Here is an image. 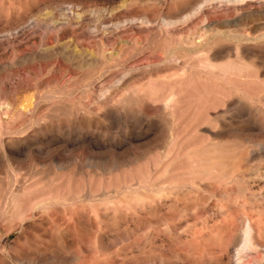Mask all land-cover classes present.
Here are the masks:
<instances>
[{
    "label": "rangeland",
    "instance_id": "374dc122",
    "mask_svg": "<svg viewBox=\"0 0 264 264\" xmlns=\"http://www.w3.org/2000/svg\"><path fill=\"white\" fill-rule=\"evenodd\" d=\"M61 1H64V3H62V10L60 11V14L54 13L52 8L46 6H40L41 8H32V1L26 2V4L22 3L23 5L18 6L17 12L19 18L22 17L23 14H25V17L22 18V23H19L14 28L15 31H5V29L3 28L4 24L0 23V55L6 54L0 59V210L6 207V214L4 215L5 220L3 221V219L0 218V226L3 225L2 227L4 228L3 229L0 227V234L7 233L8 231L6 232V230H10L11 232L13 227H17V224L19 225L18 231L13 232L9 235L7 245L0 249V264H132L131 262L133 260H137V258L140 259L142 257L148 258H146V261L140 264H182L186 260L190 262H196V258H189L187 254H183L180 248L184 243L182 242V244H180V242L184 238L186 239L185 233L182 229L192 223V214L194 216L201 213V215L204 216L206 214V216L209 215L208 219L209 221H211L210 223L212 224L213 222V230L216 229L214 231H218L216 232V234L218 233V237L214 238L216 242L213 238H211L206 240L205 244L202 243V245L204 244L206 247L208 246L206 248L203 245L206 249H208L207 252H209L210 247V250L214 251L209 252L210 254H214V262H217L215 256H221V252H224L223 249L225 248V246H227L226 249L229 247V242L231 243L230 246H238L236 248L233 247V251L239 249L241 245L245 243V228L244 224L241 223L244 218L243 215L246 214L247 216L249 215L250 218H255H251L253 220H256L257 218L261 220L262 217L264 218V214L262 212V210H264L262 209L264 208V178H262L264 176V132H262L264 131V71L261 72L260 78L258 80L256 78H253V76L255 75L253 69L243 70L242 72H237L231 75L230 79H232L230 82L232 83V80H235L236 82H234L233 85H239V89L241 88V91H234L231 89L233 87H229V85L220 87L218 85L219 80L215 78V82L218 83L216 86L217 88H215L216 90H213V92L217 95H215V97L214 94H212L216 98L215 99L213 97L215 101H218V97H220V95H223L224 93L230 94V100L232 97V99L234 98L233 101L236 99L244 100V98L246 97L243 101L244 104L241 100V106L238 107L241 109H235L234 107H231V109L234 108L236 112H233L235 113H239L241 110H250V112L248 113L250 116V113L252 112L251 116L240 120L248 121V119H250V121L254 120L251 122L256 121L255 123L260 124L261 127V130L256 132L248 131L246 133H243L242 135H237V132H231L228 135L219 137L218 135H215L217 134L215 133V131H217L216 128H219L218 124H212V126L214 127L213 130L215 129L213 134L212 132H203L208 125L205 126L203 123H201L203 126L200 128L198 127L200 126L199 122H197L198 125L193 122L195 118L203 120L202 117H204L205 115V118L207 117L206 111H201L202 109L199 110L198 105L196 107L197 103H195L197 100L198 103L200 102V100L205 101V98L207 96L203 85L205 84V80L202 81L201 84L194 89L189 88L187 91L185 90L181 94L182 98H185L191 102L194 101V105H187L189 103L187 101V104L178 106L176 108H172L170 106L163 107L161 104H145L143 106L136 107L128 106L127 109L131 112L130 116H127L126 119L114 118L106 120L102 117H99L98 123H88V125L86 124V126H84L85 119H83L82 116L89 118L93 117L92 114L89 115L90 113H83L84 111L89 110L87 108H89L90 106L95 107L96 113L101 115L105 111L103 108H99L93 103V98L97 97L98 95V92L96 90H99L97 89L99 85L101 87L105 85L104 89L106 90L107 88H111V90H109L112 93L109 94L113 95L115 93V91H113V88H116V84L112 82L113 80H109L111 77L110 74H113L112 70L114 66L118 65L127 69L126 66H128L129 63L135 62V64L139 65L141 61L139 70H147L149 66L146 65L147 63L145 64L144 62H142L144 58L151 57L153 56V54H156L158 52L161 53V51L163 50V47L161 46H165V43H172L171 41H174L175 44L173 42V46H171L172 48H170V50H168V52L164 54V58L177 56L180 60L186 61L192 55L196 57L197 55L204 56L207 55L205 53V50L210 47L214 40V33L212 31H209L203 38L202 43L199 46L197 45L199 36H197L198 38L195 37V39L189 42L186 41L188 33L187 31L189 29V27L187 29L186 26L183 27L185 30L179 27L178 32L171 33V40L169 39V41H167L164 38L165 33L161 28L164 20L163 17H165L168 12L171 13L172 11H174L179 6V4L190 0ZM0 2H3L4 4H2L3 6L6 5L5 7L16 6L15 4H13V2L15 3V0H0ZM175 3L178 6H176ZM23 9H25L26 11H24ZM136 9H141L151 16L154 15L155 17H153L155 18V22L151 24V26H147V24L142 25L139 20L136 22L128 21L126 22L127 26H124V31L126 32H123V34L121 35V37L125 36V38L128 39V44L120 43V37H118L117 40L112 39V35L110 33H112L116 29L115 24L120 20V18L125 16L126 13ZM185 15L186 14H184V16ZM244 18H242L241 22H238V25H242L244 28L246 27L245 29L247 31H250V29H252L254 31L257 30L256 33L258 34L261 33L260 29H262L264 26V24H262L264 23L263 15L256 13L249 17L245 16ZM121 25L123 26L124 24ZM95 27L99 30H97ZM201 27L202 24L200 23L198 25L199 32L200 30H202ZM67 28H69L71 31H69V29ZM61 29L74 33H70V35L62 37L61 35L59 36L60 32H63ZM57 33L59 34L57 35ZM222 33L223 39L225 40L222 42L224 47H228L229 44L230 46L233 45L234 47V39L231 37L229 38L228 31L223 30ZM14 34H16L17 36V38L15 37L16 40H12L11 38V35ZM107 34L109 35L108 37ZM53 35L56 36L54 37ZM52 36L54 38L51 41ZM138 36L141 37L139 38ZM145 36L149 37L145 38ZM142 38L144 40H142ZM62 39L65 40L62 41ZM75 39L77 40V43ZM145 39L147 40L145 41ZM53 41L56 42L54 43ZM129 41H131V43ZM226 41L229 43H227ZM132 42L134 43V45H132ZM135 43L138 47L137 49H134V47H136ZM12 45L22 46L21 50L25 51H42V54L47 47L45 51L46 55L45 53L43 55L41 53H38L36 57H30L29 59H20L22 61L21 62L18 59V56L22 55V53H19L20 49L11 51L10 48L12 47ZM123 45L125 47H123ZM117 46H119V48H123L122 53L125 56H127L126 54H128V62H123L120 57L111 56L112 51H114L115 49H119ZM48 48L50 52H48ZM52 49L53 51L51 53ZM39 54L41 55V57H39ZM231 57H235L234 53H231ZM10 59H16V61L19 60L18 64H14V66L12 67H10V65L3 66L4 63L2 64V62H8V60L9 62H11ZM225 60H227V58ZM225 60L220 61L225 62ZM102 62H104L105 64L108 63V67L105 66L104 68V70L106 71L103 75V78L95 80L94 74L97 73ZM140 67L143 70H141ZM60 75L63 77H61ZM14 76H17V78H19L17 79ZM71 77L72 79H70ZM73 78H80V83H78L77 86L72 89H66L65 86L68 83L66 79H70V81H73ZM16 79L19 83L18 85L16 84ZM53 79L55 80V82L56 80L60 82L55 84ZM202 79L203 76L201 77V80ZM226 79L229 80V77L227 76ZM105 81L106 83H104ZM45 82L46 84H49L46 86ZM241 82H243V85H246L240 87V85H242ZM8 83H12L11 86H13V88H9L7 85ZM32 83L41 88V90L39 91L40 94L42 91L43 95L50 94V97L52 98H43L40 104L35 108H33V106L26 108L25 106L28 104V102L24 101L25 105H23L24 102H22L23 108L20 107L19 109H21V111L23 109V113L27 111L26 117H15L12 116L13 114L6 115V110H8L7 98L14 99L17 96V93H19V91L21 90V85H34ZM235 83H237L238 85ZM13 84L16 86V88ZM49 85L50 87H48ZM42 86L46 88L43 89ZM129 86V84H125L119 87V96L128 95V93L130 92ZM242 88L245 93L242 92ZM9 89L12 91V93H15L11 94V91ZM14 89L17 91H15ZM229 90L233 91L231 92L233 95L229 92ZM234 92L236 95L234 94ZM238 95H243L244 98L242 96L239 97ZM223 103V101H218V106L215 107V109H210V119L212 113L213 115H215V111L219 113L221 111H224L225 109L226 111L228 110L227 108L229 104L227 103V105H225V102L224 106ZM19 105L21 106V103ZM27 106L30 105L28 104ZM78 108L79 110L83 111L80 112L79 118L76 117L73 113L78 110ZM244 108L247 110H245ZM198 111H200V113ZM235 113L229 112V121H232L230 120L231 117V119H233L232 122H234L235 120H239L238 118H233V116H236ZM150 119L160 127L158 133H156H160L158 135L159 137L157 136L156 139L153 138L151 140L138 137V133L142 131L141 127H143V125H145L147 121H150ZM195 125L198 127V129L194 128ZM204 126L205 128H203ZM212 126L209 125L208 127L212 128ZM44 128L46 129V131ZM86 134L87 136L85 137L84 135ZM176 134H178L177 138ZM36 136L39 139L54 138V143L51 146L52 149L49 148L51 149V151L47 149L45 143H39L36 147H32V149L28 152L19 154L17 153V155L7 153L5 148L7 142L11 145H17L31 138H36ZM92 137L94 139H92ZM87 141L89 143H87ZM97 141H99L98 143L106 142L105 144L109 145L104 148H97L95 145V142ZM44 142L46 141L44 140ZM114 143L117 144L116 146H118V144L121 145L116 147L113 145ZM259 145H261L262 148ZM39 149H44L46 151ZM112 152L121 154L123 156L122 160H119L117 162H92L91 160L87 159L91 154ZM25 155H27V157ZM221 156H223V159L220 158L222 161L219 160V157ZM200 159L211 160H209L207 163H203L201 166H198L201 162ZM199 160L200 162L198 164ZM216 160L223 164L221 170L222 172L227 173V177L225 179L220 180V178L216 177L217 174L214 170L210 171L209 174L208 172L204 174L207 175L208 179H206L203 174H195L196 170L198 171V169L206 171L205 167L209 168L210 166H214L215 164H217ZM55 161L58 164H56ZM115 164H117V166ZM203 168L205 170H203ZM235 169L236 171H234ZM202 171L199 170L197 173H203ZM213 171L215 173H213ZM241 172L245 176L242 180L235 177L238 176V174L242 175ZM207 183L212 186H208ZM15 184H38L36 185V187H38L39 189L47 188L46 191H51L52 198H48L47 200H45V202L50 204V206L42 212L36 210L35 216L33 215L30 220L26 219L27 217L24 209L25 204L23 203V200L28 195L20 194V192H18L17 190L15 191ZM186 184L195 186L196 184H200L199 187L197 186L200 190L198 196L206 198L207 203L209 202L208 204H213L212 206L222 203L225 206H229L231 204L229 198L227 197V194L221 196L223 198H221L220 196L218 197V195H220V193L226 188L229 189L233 187L236 189L238 186L241 191H244L241 192L239 191V189H236V193L238 194V196L242 197L243 200H245L244 198H247L248 202L250 203L246 202V199V204H242V209L239 206H235L233 207V209H231L233 210L232 212H235V210L237 211L234 214L237 220L235 219V222V220L233 219V224L238 229H234L236 231H232L231 227H229V223L226 224V222L223 221L221 215H219L220 213L218 212V208L214 207L216 210L213 207L209 208L213 209L210 210V213L207 207V203L206 206L204 204L205 207L201 205L199 207L197 206L192 208L189 212L185 210L183 207V203L185 202L184 206L186 203L190 204V201L194 198L193 196L196 195H189L186 193ZM223 184H226V186L228 187H226L225 185L224 187H221L223 186ZM163 185L165 187L173 186L177 189L176 191H158V187ZM214 187H216V190ZM220 188L223 190L218 191ZM177 191L181 192L179 196L174 194V192ZM211 191H214L212 192L214 193V196H212L213 194L211 195V193H209ZM215 191H217V194ZM238 191L241 192V194H239ZM261 196L263 197L262 200ZM251 198L252 200H254L250 201ZM227 199L230 203L228 201H225ZM215 201L217 203H215ZM244 208L245 210H247L245 211ZM256 210L260 213L258 214ZM174 211H176L177 216L173 219L172 214L174 213ZM11 212L13 214H11ZM76 213H78V216L76 215ZM254 213H256V216ZM71 214L73 219H71ZM155 214L164 216L165 218L169 217V220L166 219L167 221L165 220L163 224L161 223L157 225L153 223L152 220H150L154 216H156ZM75 215L78 218L80 217L79 220L77 219L76 223L74 222V220H76L77 218ZM237 215L238 217H240L237 218ZM257 215H261L262 217L260 218ZM97 216H100V218H104L103 224L104 226H106L105 230L99 232L103 235L102 243L104 245V248L99 247V242L96 238L98 234L96 233V229L91 225L92 222H97ZM43 218L53 226L57 227L61 225V230L69 228V226L71 225L69 235L64 236V239H62L61 241L62 248L64 246L62 251V253L65 252L64 255L62 256V253L52 252L42 253V255H25L22 253L20 254L19 252L17 253L15 250H13L11 248V244L18 239L20 234L25 231H29V229H27V226L34 223L36 224L37 221L39 224L42 220H44ZM145 220L147 222L150 221L147 224L148 227L146 226L145 228H138L137 230L134 229L133 222ZM221 220L223 223L221 222ZM188 221L190 223H188ZM237 221L239 224L237 223ZM262 221L264 222V219ZM41 227L45 229L46 225L44 226V224H42ZM216 227H218V229L220 228V232L222 230L223 231L219 234V230ZM226 227L229 229H227ZM46 228H48V226ZM262 231L263 235H261L260 232L259 234L261 236L258 235L256 239L258 241L262 239L261 242H258L259 245L261 243H264V229ZM125 232L127 234L128 232H130L133 235L128 238L126 237L127 240L123 239L120 236ZM225 234H229L230 237L228 235L225 237ZM220 236L224 237L221 242L223 245L221 243H218L217 239ZM44 239L46 240L47 238ZM72 240H75V242ZM138 240H140V242L144 244H142L141 246V243H139ZM133 241H137V245H132ZM183 241L185 242V240ZM232 241L234 244L232 243ZM149 242L155 249H162L161 251L166 254V256H168L161 261H155L151 259L150 257H152L156 252L147 249L149 248ZM225 243L228 245H226ZM262 244L260 245V247H257L259 251L257 254L260 253L259 255L261 258L264 257V249H262L264 248V246ZM138 245H140L141 247ZM173 245L176 246L174 247ZM137 246L140 247L142 252L139 248L138 251V249L136 248ZM220 246L221 249L219 248ZM178 247L180 248L178 249ZM131 250H133L132 252L134 254L130 252ZM169 252H173L174 254L176 253L175 255L179 254L178 256L180 257V260L179 257L169 258V254H171ZM215 252L217 253V255ZM244 255L248 257L249 254L244 251ZM186 256L188 258H186ZM223 260L225 263L228 262L226 257ZM200 261L205 262V260Z\"/></svg>",
    "mask_w": 264,
    "mask_h": 264
},
{
    "label": "bare ground",
    "instance_id": "6f19581e",
    "mask_svg": "<svg viewBox=\"0 0 264 264\" xmlns=\"http://www.w3.org/2000/svg\"><path fill=\"white\" fill-rule=\"evenodd\" d=\"M4 1V0H2ZM6 1V0H5ZM8 1V0H7ZM31 2V7L32 8H41L40 6H46V7H50L52 8V10L54 11V13L56 14H60V11L62 10V3H64V1H61V0H15V3L13 2V4H15L16 6H10V7H5L3 6V4L0 2V23L4 24L3 28L5 29V31L9 32V31H15L14 28L19 24V23H22L23 19L25 16V14H23L22 17L19 18V15H18V6L20 5H23L22 3H25L26 2ZM12 2V1H11ZM132 2V1H131ZM173 2V1H172ZM175 2V1H174ZM9 3V2H8ZM165 3V2H164ZM28 4V3H27ZM176 4V3H175ZM11 5V4H10ZM30 5V4H29ZM176 6H178L176 4ZM30 7V8H31ZM21 8V7H19ZM49 8V9H50ZM127 8V7H126ZM48 9V8H47ZM21 10V9H20ZM24 11H26L25 9H23ZM30 10V9H28ZM174 10V9H173ZM126 13V12H125ZM260 14V15H263L264 16V0H190V1H187V2H183L181 4H179V6L174 10L172 11L171 13H167L165 15L164 20H163V23L161 25V28L162 30L164 31V38L169 41L170 39V34L173 33V32H178L179 30V27L183 28L184 26L189 27L188 29V33H187V42L195 39V37L199 36V40L197 42V45H201L202 43V40L203 38L207 35V33L209 31H212L214 33V40L212 42V44L210 45L209 48H207V50H205V53L207 55H204V56H198L197 54V57L192 55L190 56V58L186 61H183V60H180L177 56H172L171 58H164V54H166L168 52V50H170V48H172L171 46H173V42L174 41H171L172 43H165V46H161L163 47L161 53L158 52L156 54H153V56L151 57H148V58H144V60L142 62H144L146 65L149 66V68L146 70H143L141 67V70L143 71H140L139 70V65L141 63L138 64H135V62L133 63H129L128 66H126L127 69L123 68V67H120V66H114L113 68V74H110L111 77L109 80H113L112 82H114L116 84V88H113V91H115V93L112 95V94H109V93H112L110 90L111 88H107L104 89V86H100L97 88L99 90H96L98 92V95L97 97H94L93 98V103L95 104V106L99 107V108H103L105 111L104 113L101 115V114H97L96 113V108L95 107H89L87 109L89 110H86V111H81L79 110H76L74 113V115L76 117H80V112H83L84 114H89V115H93L92 118H89V117H85V116H82L83 119H85V124L84 126H86V124L88 125V123H98L99 122V117H102L104 119H126L127 116H130V112L127 108L128 106H143L145 104H161L163 107H167V106H170L172 108H176L178 106H183L185 104H187L186 102L188 101L187 99L185 98H182L181 97V94L182 92H184L185 90L187 91L189 88H195L197 87L198 85L201 84L202 81L205 82L204 85V88H205V91L207 93V96L205 98V101L204 100H200V102L198 103V100L195 102L197 103L196 104V107L198 105L199 107V110L202 109L201 111H206V114H207V117L203 118L202 119H196L193 121L194 123H196L198 125L197 122H199L200 126L198 127H202L203 125L201 123H203L205 126L206 125H211L212 124H218L219 125V128H216L217 131H215V135H218L219 137L220 136H225V135H228L230 134L231 132H237L236 134H243V133H246L248 131H259L261 130V127H260V124H256L255 122H251V121H254V120H251L248 119V121H245V120H240V119H244L246 117H250L251 116V113H250V116H249V111H240L239 113H235V109H241V108H238L241 106V100L242 99H236L233 101L232 97H231V100H230V94H227V93H224L223 95L221 94L218 101H223L224 103L226 102L225 105H227V103L229 104L228 106V110L226 111L225 107H224V111H221L219 113H217V111H215V115H211V119H210V109H215V107L218 106V101H215L214 98L216 97L213 90H216L215 88H217V83L215 82V78H217V80H219V86L220 87H223V86H226V85H229V87H233L231 88L232 90L234 91H241V88L239 89V85L237 83L238 86L236 85H233L234 82H236L235 80H232V83L230 82L231 79V75L235 74V73H239V72H242L243 70H249V69H253L254 70V76L253 78H256L257 80L260 78V75H261V72L264 71V26L262 29H260V32L261 33H256V31L250 29V31H247L242 25H238V22H241L242 18H244L245 16L246 17H249L251 15H254V14ZM55 14V15H56ZM184 14H186L184 16ZM21 16V15H20ZM154 16V15H153ZM151 15H149L147 12H144L142 11L141 9L140 10H131L129 11L128 13L125 14V16H123L122 18H120V20H116L118 21L116 24H115V30L110 33L112 36L111 38L112 39H115L117 40L118 37L119 38V41L120 43H127L128 42V39L125 38V36L121 37V35L123 34V32H126L124 31L125 29V25H126V22L130 21V22H136V21H140V23L143 25V24H147V26H151V24H153L155 22V16L153 17ZM184 16V17H183ZM258 16V15H257ZM259 18V17H258ZM261 18V17H260ZM263 18V17H262ZM26 19V18H25ZM245 19V18H244ZM27 20V19H26ZM129 22V23H130ZM202 24V30H200L199 32V29H198V25L199 24ZM121 24H124L123 26ZM264 24V23H262ZM68 25V24H67ZM71 25V24H70ZM156 25V24H154ZM82 26V25H81ZM127 26V25H126ZM97 27V26H96ZM95 27V28H96ZM130 27H133V26H130ZM234 27V28H233ZM92 28V27H91ZM141 28V27H140ZM231 28V29H229ZM69 29V28H67ZM97 29V28H96ZM114 29V28H113ZM184 29V28H183ZM183 29H180V30H183ZM249 29V28H248ZM256 29V28H255ZM259 29V28H258ZM62 30V29H61ZM99 30V29H97ZM105 30V29H104ZM108 30V29H107ZM128 30V29H127ZM185 30V29H184ZM223 30H227L228 33H229V38H233L234 39V47L233 45L229 46L228 47H224L223 45V41H225L223 39V33L222 31ZM63 32H60L57 33V35L59 34V36L61 35L62 37L63 36H67V35H70V33H74V32H69L71 31L69 29V31H64L62 30ZM110 31V30H109ZM202 31V32H201ZM259 31V30H258ZM99 32V31H98ZM101 32V31H100ZM108 32V31H107ZM106 32V33H107ZM131 32V31H130ZM135 32V31H134ZM11 33V32H10ZM17 33V32H16ZM19 33V32H18ZM76 33V31H75ZM140 33V32H139ZM142 33V31H141ZM51 34V33H50ZM71 34V35H72ZM79 34V33H78ZM163 34V33H162ZM75 35V34H74ZM54 36V35H53ZM52 36V39L51 41L53 40V38L56 36L53 37ZM76 36V35H75ZM80 36V35H79ZM109 35L107 34V37ZM132 36V35H131ZM135 36V35H134ZM144 36V34H143ZM142 36V37H143ZM163 36V35H162ZM172 36V35H171ZM194 36V37H193ZM15 37L17 38L16 34L14 35H11V38L12 40L15 39ZM58 37V36H57ZM56 37V38H57ZM61 37V38H62ZM104 37V36H102ZM127 37V36H126ZM133 37V36H132ZM139 37V36H138ZM141 37V36H140ZM139 37V38H140ZM146 37H149V36H145ZM193 37V38H192ZM6 38H10V37H6ZM59 38V39H61ZM76 38V37H75ZM82 38V37H81ZM131 38V37H130ZM138 38V39H139ZM144 38V37H143ZM142 38V40H144ZM198 38V37H197ZM50 39V38H48ZM101 39V38H100ZM104 39V38H103ZM132 39V38H131ZM134 39V38H133ZM173 39V38H172ZM11 40V39H10ZM16 40V39H15ZM58 40V39H57ZM56 40V41H57ZM65 40V39H62V41ZM74 40V39H73ZM76 40V39H75ZM80 40V39H79ZM78 40V41H79ZM109 40V39H108ZM141 40V41H142ZM147 39H145L146 41ZM171 40V39H170ZM185 40V39H184ZM50 41V40H49ZM50 41V42H51ZM56 41H53L54 43ZM59 41V40H58ZM61 41V40H60ZM110 41V40H109ZM113 41V40H112ZM166 41V42H167ZM229 41V40H228ZM247 41V42H246ZM48 42V41H47ZM74 42V41H73ZM131 43V41H129ZM139 42V41H137ZM136 42V43H137ZM227 42V41H226ZM225 42V43H226ZM12 43V42H11ZM58 43V42H57ZM76 43H77V40H76ZM79 43V42H78ZM83 43V41H82ZM100 43V42H99ZM116 43V42H115ZM133 43V42H132ZM136 43H135V46H136ZM141 43V42H139ZM229 43V42H227ZM231 43V42H230ZM53 44V43H52ZM97 44V43H96ZM128 44V43H127ZM138 44V43H137ZM175 44V42H174ZM223 46H222V45ZM95 45V43H94ZM121 45V44H120ZM134 45V43L132 44ZM131 45V46H132ZM55 46V45H54ZM140 46V45H139ZM227 46V45H226ZM46 47V46H45ZM83 47V46H82ZM119 48V46H117ZM123 47H125L123 45ZM1 48V47H0ZM121 48V49H120ZM119 49H115L114 51L111 52V56H116V57H120L123 62H128L129 58H128V54H126L127 56H125L123 53H122V47H120ZM138 47H134V49H137ZM11 51H15L17 49H20L19 50V53H22V55H19L18 56V59H29L30 57H36L38 55V53H41V52H38V50H35V51H25V50H21L22 49V46H13L10 48ZM45 49V48H43ZM47 49V47H46ZM45 49V51H46ZM51 49V47H50ZM126 49V48H125ZM32 50V49H31ZM49 50V48H48ZM47 50V51H48ZM130 50V49H129ZM133 50V49H132ZM131 50V52H132ZM44 51L45 55H46V52ZM53 49L51 50V53H52ZM156 51V50H155ZM160 51V50H159ZM6 52V51H5ZM50 52V50L48 51ZM47 52V53H48ZM124 52V51H123ZM127 52V51H126ZM157 52V51H156ZM173 52V51H172ZM43 53V54H44ZM55 53V52H54ZM196 53V52H195ZM200 53V52H199ZM231 53H234L235 57H231ZM42 54V53H41ZM42 54V55H43ZM171 54V53H170ZM190 54V53H189ZM6 55V54H5ZM4 54L0 55V59L2 57L5 56ZM40 55V54H39ZM143 55V54H142ZM148 55V54H147ZM168 55V54H167ZM144 56V55H143ZM185 56V55H184ZM188 56V55H187ZM228 56V57H227ZM8 57V56H7ZM12 57V56H11ZM41 57V55L39 56ZM168 57V56H167ZM189 57V56H188ZM10 58V57H9ZM15 58V57H14ZM227 58V60H225ZM13 59V58H11ZM11 62H6V61H3L2 64L3 66H7V65H10V67L14 66V64H18V61H16V59L14 60H11ZM137 60V59H136ZM220 60H225V62L223 61H220ZM21 61V60H20ZM6 62V63H5ZM22 62V61H21ZM108 64V63H107ZM107 64H105L104 62L101 63V66L99 68V70L97 71L96 74H94V79L95 80H98V79H101L103 78V75L105 74V71L104 68L105 66H107ZM144 64V65H145ZM1 65V64H0ZM142 66V65H141ZM108 67V66H107ZM147 68V67H145ZM123 69V70H122ZM59 70V69H57ZM66 70V69H65ZM109 71V70H108ZM122 71V72H121ZM1 72V71H0ZM59 72V71H58ZM250 72V71H249ZM18 76V74H17ZM17 76H14L17 78ZM61 76V75H60ZM203 76V79L201 80V77ZM229 77V80L226 79V77ZM21 77V76H20ZM63 77V76H61ZM233 77V76H232ZM236 77V76H235ZM247 77V76H246ZM19 78V77H18ZM17 78V79H18ZM10 79V78H9ZM13 79V78H12ZM11 79V81H12ZM16 79V81H17ZM58 79V78H57ZM61 79V78H60ZM72 79V77L70 78ZM66 79V81H68V83L66 84V89H72L74 87L77 86L78 83H80V78L79 79H74L73 78V81L71 80L70 81ZM93 79V78H92ZM234 79V78H233ZM236 79V78H235ZM237 79H240V78H237ZM24 80V79H23ZM108 80V81H109ZM216 80V81H217ZM53 81L55 82V80L53 79ZM107 81V80H106ZM106 81L104 83H106ZM264 81V80H263ZM14 82V81H13ZM52 82V83H54ZM60 82V81H59ZM58 80H56L55 84L56 83H59ZM63 82V81H62ZM240 82V81H239ZM238 82V83H239ZM246 82V81H245ZM259 82V81H258ZM30 83V82H29ZM28 83V84H29ZM51 83V82H50ZM12 83H8V87L9 88H13V86H11ZM17 85L19 84L18 81L16 83ZM34 84V83H32ZM49 83L46 84L45 82V85L47 86ZM54 84V86H55ZM62 84V83H61ZM60 84V85H61ZM64 84V83H63ZM125 84H129L130 86V92L128 93V95L124 96V95H121L119 96V87L125 85ZM240 84V83H239ZM242 85L241 86H244L246 84L243 85V82H241ZM14 85V84H13ZM43 85V86H45ZM6 86V84H5ZM15 86V85H14ZM23 86V87H22ZM42 88H46V87H43ZM50 87V85L48 86ZM238 87V88H237ZM16 88V86H15ZM202 88V89H204ZM228 88V87H226ZM243 88H246V87H243ZM243 88H242V92L245 93L243 91ZM48 89V88H47ZM64 89V88H63ZM230 89V88H228ZM248 89V88H247ZM10 90V89H9ZM15 90V89H14ZM41 90V88H39L37 85H27L25 86L24 85H21V90L19 91V93H17V96L13 99V98H10L8 99L7 97V104H8V110H6L7 112L5 113L6 115L8 114H13L12 116H18V117H26L27 115V111L23 113V109L21 111V109H19L20 107L23 108L22 106V102L24 101H27L28 104L30 106H25L26 108L28 107H31L33 106V108L37 107L41 100L43 98H52L50 97L51 95L50 94H42V91H41V94L39 93V91ZM221 90V89H220ZM227 90V89H226ZM11 91V90H10ZM17 91V90H15ZM44 91V90H43ZM228 91V90H227ZM61 92V91H60ZM213 92V93H212ZM229 92H233L231 90H229ZM8 93V92H7ZM15 93V92H13ZM12 91H11V94H13ZM205 93V92H204ZM217 93V92H216ZM214 94V96L212 95ZM232 94V93H231ZM235 94V92H234ZM8 95V94H7ZM204 95V94H203ZM202 95V96H203ZM233 95V94H232ZM236 95V94H235ZM96 96V95H95ZM229 96V98H228ZM239 96V95H238ZM237 96V97H238ZM243 97V95H240ZM239 96V97H240ZM247 96V95H246ZM12 97V96H11ZM214 97V98H213ZM222 97V98H221ZM238 97V98H239ZM244 97H245V94H244ZM243 97V98H244ZM252 97V96H251ZM251 97H248V98H251ZM246 98V97H245ZM244 98V100H245ZM46 99V100H47ZM216 99V98H215ZM223 99V100H222ZM230 100V101H229ZM242 100V102L244 101ZM258 100V99H257ZM26 102V103H27ZM62 102V101H61ZM189 103L187 105L190 104L191 105H194V101L191 102V101H188ZM262 102V100H261ZM21 103V106L19 105ZM222 103V102H221ZM220 103V104H221ZM223 103V105H224ZM54 104V103H53ZM200 104V105H199ZM244 104V102H243ZM19 105V106H18ZM25 105V102L24 104ZM86 105V104H85ZM224 105V106H225ZM161 106V107H162ZM221 106V105H220ZM18 107V108H17ZM24 107V108H25ZM231 107H234L231 109ZM247 107V106H246ZM17 108V109H16ZM248 108V107H247ZM32 109V108H31ZM62 109V108H61ZM245 109V108H244ZM27 110V109H26ZM29 110V109H28ZM196 110V109H195ZM247 110V109H245ZM31 111V110H30ZM36 111V110H35ZM74 111V110H73ZM204 111V112H205ZM235 111V112H233ZM261 111V110H260ZM98 112V111H97ZM200 113V111H198ZM229 112L231 113H235L236 116H233V118H238L239 120L238 121H233V119L230 118V120L232 121H229V117H228V114ZM26 113V114H25ZM29 113V112H28ZM82 113V114H83ZM197 113V112H196ZM203 113V112H201ZM234 114V115H235ZM31 115V114H29ZM28 115V116H29ZM34 115V114H33ZM38 115V113H37ZM36 115V116H37ZM42 115V114H41ZM99 115V116H98ZM132 115V114H131ZM88 116V115H87ZM201 116V115H199ZM212 116H213V119H212ZM231 116V115H230ZM30 117V116H29ZM33 117V116H32ZM1 118V117H0ZM205 118V119H204ZM253 118V117H252ZM28 119V118H27ZM30 119V118H29ZM174 119V118H173ZM184 119V118H183ZM255 119V118H254ZM79 120V119H78ZM247 120V119H246ZM177 121V120H176ZM202 121V122H200ZM189 122V121H188ZM262 122V121H261ZM109 123V122H108ZM107 123V124H108ZM205 126L203 128H205ZM206 126V128L204 129L205 131L203 132H214L213 130V126L212 128ZM48 127V126H47ZM198 127L195 125L194 128H197ZM142 131L140 133H138V137H142V138H145L147 140H151L153 138L156 139V137L160 134H156L158 133V130H159V126H157V124L152 121L150 119V121H147L145 125H143V127H141ZM202 128V129H203ZM40 129V127H39ZM45 129V128H44ZM50 129V128H49ZM183 129V128H182ZM212 130V131H211ZM39 131V130H38ZM46 131V129H45ZM44 131V132H45ZM49 131V130H48ZM54 131V130H53ZM50 132V131H49ZM188 132V131H187ZM261 132V131H260ZM259 132V133H260ZM264 132V131H262ZM37 133V132H36ZM46 133V132H45ZM57 133V132H56ZM124 133V132H123ZM190 133V132H189ZM31 134V133H30ZM43 134V133H42ZM41 134V135H42ZM192 134V133H191ZM207 134V133H206ZM210 134V133H209ZM214 134V133H213ZM57 135V134H56ZM83 135V134H82ZM97 135V134H96ZM180 135V134H179ZM211 135V134H210ZM234 135V134H233ZM38 136V135H37ZM31 138L29 140H26L24 141L23 143H19L17 145H11L10 143L7 142V144L5 145V148H6V151L7 153L9 154H16L17 153H24V152H28L32 149V147H36L39 143H45L47 149L51 148L52 144L54 143V138H42V139H39V138ZM49 136V135H47ZM85 137L87 136L84 135ZM90 136V135H89ZM121 136V135H120ZM119 136V137H120ZM128 136V135H127ZM137 136V135H136ZM201 136V135H200ZM213 136V135H212ZM217 136V137H218ZM35 137V136H34ZM91 137V136H90ZM118 137V138H119ZM159 137V136H158ZM178 137V134H176V138ZM207 137V136H206ZM238 137V136H237ZM80 138V137H79ZM88 138V137H87ZM239 138V137H238ZM75 139V138H74ZM86 139V138H84ZM92 139H94L92 137ZM44 140L46 142H44ZM60 140V139H59ZM81 140V139H80ZM98 140V139H97ZM121 140V139H120ZM57 141V140H56ZM68 142V141H67ZM71 142V141H70ZM86 142V140H85ZM99 141L95 142V145L96 147L98 148H104L106 147L107 145L109 144H105V143H98ZM101 142V141H100ZM116 142V141H115ZM118 142V141H117ZM122 142V141H121ZM242 142V140H241ZM87 143H89L87 141ZM92 143V142H91ZM200 143V142H199ZM198 143V144H199ZM93 144V143H92ZM197 144V145H198ZM94 145V146H95ZM114 146H116L117 144H113ZM121 145V144H120ZM118 144V146H120ZM130 145V143H129ZM250 145V144H249ZM40 146V145H39ZM113 146V147H114ZM116 146V147H118ZM252 146V145H251ZM261 147V145H259ZM41 147V146H40ZM39 147V148H40ZM43 147V146H42ZM112 147V145H111ZM122 147V146H121ZM92 148V147H91ZM183 148V147H182ZM262 148V147H261ZM260 148V149H261ZM34 149V148H33ZM52 149V148H51ZM51 149H49L51 151ZM37 150V149H36ZM39 150H43V151H46L44 149H39ZM88 150V149H87ZM216 150V149H215ZM256 150V149H255ZM35 151V150H33ZM99 151V150H98ZM219 151V150H218ZM223 151V150H222ZM262 151V150H261ZM38 152V151H37ZM178 152V151H177ZM216 152V151H215ZM251 152V151H250ZM249 152V153H250ZM27 154V153H25ZM39 154V153H38ZM53 154V153H52ZM65 154V153H64ZM167 154V153H166ZM169 154V153H168ZM252 154V153H251ZM256 154V153H255ZM21 155V154H20ZM161 155V154H159ZM158 155V156H159ZM176 155V154H175ZM12 156V155H11ZM27 157V155H25ZM48 156V155H47ZM167 156V155H166ZM259 156V155H258ZM15 157V156H14ZM49 157V156H48ZM53 157V156H52ZM59 157V156H58ZM168 157V156H167ZM223 156L219 157V160L222 161L220 158H222ZM254 157V156H253ZM123 156L121 154H116L114 152L112 153H95V154H91L88 156L87 159L91 160L92 162H117L119 160H122ZM161 158V157H159ZM54 159V158H53ZM72 159V158H71ZM70 159V160H71ZM207 159V158H206ZM206 159H200L198 161V164L200 162V164L198 166H201L203 163H207L209 160H206ZM223 159V158H222ZM48 160V159H47ZM57 160V159H56ZM193 160V159H192ZM213 160V159H212ZM51 161V160H50ZM217 161V164H215L214 166H210L209 168L205 167L206 171H202V169H198V171H202L203 173H197L198 171L196 170L195 174H200V175H204L205 173L212 171L214 170L217 174L216 177L220 178V180L222 179H225L227 177V173H224L222 172V163L219 162L218 160ZM226 161V160H225ZM59 162V161H58ZM219 162V163H218ZM224 162V161H223ZM262 162V161H261ZM54 163V162H53ZM56 163V161H55ZM54 163V164H55ZM212 163V162H211ZM221 163V164H220ZM58 164V163H56ZM89 164V163H88ZM219 164V165H218ZM101 165V164H100ZM117 166V164H115ZM61 166V164H60ZM73 166V165H72ZM77 167V166H76ZM177 167V166H176ZM73 168V167H72ZM202 168V167H201ZM224 168V167H223ZM203 168V170H205ZM78 170V169H77ZM80 170V169H79ZM213 171V173H215ZM236 171V169L234 170ZM233 171V172H234ZM244 171V170H243ZM232 172V173H233ZM242 175L238 174V176H235L237 177L238 179H243L245 176L243 175V173L241 172ZM195 176V175H194ZM207 178V175H204ZM251 176V175H250ZM257 176V175H256ZM259 178H260V174H259ZM264 178V176L262 177ZM202 179V178H201ZM234 179V178H233ZM257 180V179H256ZM224 181V180H223ZM260 181V180H259ZM253 182V181H252ZM209 183V182H208ZM207 183V184H208ZM165 184V183H164ZM213 184V183H211ZM244 184V183H243ZM248 184V183H247ZM36 185L38 184H15L14 185V188H15V191L17 190L18 192H20V194H27L28 196L26 198H24L23 200V203L25 204V214H26V219H29L33 217V215L35 216V213H36V210H39L40 212L44 211L47 209V207L50 206V204L46 203L45 200H47L48 198H52V193L51 191L47 192L45 188H42V189H39L38 187H36ZM123 185V184H122ZM181 185V184H180ZM203 185V184H202ZM224 185L226 186V184H223V186L221 187H224ZM251 185V184H249ZM167 186V185H166ZM169 186V185H168ZM200 186V184H196L195 185H185V189H186V193L187 194H196L194 195L193 199H188V200H191L190 204L186 203L185 206H184V203H183V207L185 210H187L188 212L191 211L192 208L194 207H199L201 205L206 206V198L204 197H199L198 196V193H199V189L198 187ZM208 186H212L210 184H208ZM214 186V185H213ZM228 187V186H226ZM248 187V186H247ZM13 188V189H14ZM207 188V186H206ZM210 188V187H209ZM213 188V187H212ZM215 190H216V187H214ZM249 188V187H248ZM177 188L173 187V186H169V187H165L164 185L163 186H160L158 187V191H164V190H173V191H176ZM236 189H239L238 186ZM236 189L235 188H229V189H225L224 191H222L220 193V195H218V197L220 196H224L225 194H227V197L229 198V201L231 202V204L229 206H225L223 203L222 204H219V205H214L212 206L213 204H208L207 203V207L208 209L211 208V207H216L218 208V212L220 213L219 215H221V217L223 218V221L226 222V224L229 223V227H231L232 231H236L234 229H238L236 228V226L233 224L234 223V220L236 219L234 214L235 212H237L235 210V212H232L233 210V207L235 206H239L240 208L243 207L242 204H246L245 203V200L247 198H244L245 200H243L242 197L238 196V194L236 193ZM214 190V189H213ZM223 189H219L218 191H221ZM264 190V189H263ZM239 194H241V192H244V191H241L239 192ZM214 191H211L209 193H211L212 196H214V193H212ZM216 194H217V191H215ZM32 193V194H31ZM69 193V192H68ZM203 193V192H202ZM219 193V192H218ZM175 195H178L181 194L180 191H177V192H174ZM215 194V195H216ZM217 196V195H216ZM262 197V196H261ZM184 198V197H183ZM188 198V197H187ZM191 198V197H190ZM223 198V197H221ZM169 199V198H168ZM220 199V198H219ZM225 199V198H224ZM263 199V197L261 198V200ZM180 200V199H179ZM183 200V199H182ZM186 200V199H185ZM215 200V199H214ZM213 200V201H214ZM252 200V198L250 199V201ZM254 200V199H253ZM252 200V201H253ZM259 200V198H258ZM260 200V201H261ZM212 201V202H213ZM226 202L228 201L225 200ZM228 201V202H229ZM163 202V201H162ZM189 202V201H188ZM211 202V203H212ZM229 202V203H230ZM248 202V199L247 201ZM263 202V201H262ZM172 203V202H171ZM215 203H217L215 201ZM221 203V202H220ZM250 203V202H248ZM255 203V202H254ZM168 204V203H167ZM176 204V203H175ZM7 205V204H6ZM157 205V204H156ZM165 205V204H164ZM249 205V204H248ZM252 205V203H251ZM254 205V204H253ZM261 205V204H260ZM149 206V205H148ZM202 206V207H203ZM204 206V207H205ZM246 206V205H245ZM259 206V205H258ZM134 207V206H133ZM146 207V206H145ZM263 207V206H262ZM139 208V207H138ZM151 208V207H150ZM255 208V207H254ZM6 207L2 208L0 211V218L3 219V221L5 220V214H6ZM142 209V208H141ZM161 209V208H160ZM182 209V208H181ZM203 209V208H202ZM215 209V208H214ZM242 209V208H241ZM264 209V208H262ZM210 210H213V209H209ZM216 210V209H215ZM245 210V208H244ZM247 210V209H246ZM245 210V211H246ZM260 210V209H259ZM186 211V212H187ZM198 211V210H197ZM204 211V210H203ZM251 211V209H250ZM254 211V210H253ZM257 211V210H256ZM165 212V211H164ZM163 212V213H164ZM217 212V211H216ZM258 214L260 213L259 211H257ZM256 212V213H257ZM263 214H264V210H262ZM261 212V213H262ZM157 213V212H156ZM198 213V212H197ZM196 213V214H197ZM201 213V212H200ZM206 213V212H205ZM209 213V212H208ZM211 213V211H210ZM249 213V212H248ZM253 213V212H251ZM251 213H250V216H251ZM256 213L255 216H256ZM11 214H13L11 212ZM147 214V213H146ZM161 214V213H160ZM195 214V213H194ZM202 214V213H201ZM201 214H198V215H194L192 214V217H193V220L191 221L192 223L187 225V227H184L182 230L184 231L185 233V237L186 239L184 238L183 240H185V242L182 240H180V244H182V242L184 243L183 245H181V248L178 247V249L180 248L181 251L183 252V254H187L188 257H192V258H196V262H190V261H185L183 262L182 264H264V257H260V253L257 254L259 251H258V246L260 247V244L258 242H261L256 240L257 239V236L260 235L259 233L261 232V235L262 234V230L264 229V222L262 221L264 218L260 215L258 217H262L261 220L259 218H257L256 220H253L249 217V215L247 216L246 214H244V218H243V221L241 223L244 224V230H245V243H243V245H241V247L237 250H232L233 247H235V245H231L230 246V242H229V247L226 249L227 246H225V248L223 249L224 252H221V256H215V259H217V262H214V254H210L209 252H211L212 250L211 247L209 249V252H207L208 249H206L207 247L204 245L205 244V241L208 240V239H211V238H217L218 237V233L216 234V232L218 231H214L216 229L213 230V227L212 224L210 223L211 221H209L208 219V216H204V215H201ZM217 214V213H216ZM37 215V214H36ZM74 215V214H73ZM76 215L78 216V213H76ZM75 215V216H76ZM84 215V214H83ZM101 215V214H100ZM156 215V214H155ZM76 216V217H77ZM173 216V219L177 216V213L176 211H174V213L172 214ZM217 216V215H216ZM23 217V216H22ZM71 217H72V214H71ZM75 217V218H76ZM171 217V216H170ZM191 217V216H190ZM240 217V216H239ZM238 215H237V218H239ZM92 218V217H91ZM90 218V219H91ZM169 217H164V216H159V215H156L154 216L152 219V222L155 223V224H163L164 221L166 219H168ZM172 218V217H171ZM221 218V219H222ZM44 219V218H43ZM73 219V217L71 218ZM77 219L79 220L80 217L76 218V220H74V222L76 223L77 222ZM97 219V222L94 223L92 222L91 225L92 227H94L96 229V233L98 234L96 236L98 242H99V247L100 248H104V245L102 243L103 241V235L100 234L99 232L103 231L106 229V226H104L103 224V219L104 218H100V216H97L96 217ZM213 219V218H212ZM217 219V218H215ZM219 219V218H218ZM234 219V220H233ZM93 220V219H92ZM169 220V219H168ZM211 220V218H210ZM237 220V219H236ZM235 220V222H236ZM240 220V219H239ZM133 221V220H132ZM131 221V222H132ZM149 221V220H148ZM167 221V220H166ZM183 221V220H182ZM241 221V220H240ZM150 222V221H149ZM147 222L146 220L145 221H139V222H133V226H134V229H140V228H145L147 226V224L149 223ZM219 222V221H218ZM222 222V220H221ZM74 223V225H75ZM112 223V222H111ZM188 223H190L188 221ZM187 223V224H188ZM223 223V222H222ZM238 223V221H237ZM235 223V224H237ZM44 224V226L46 225V227L48 226V228L45 227L42 228L41 225ZM218 224V223H217ZM239 224V223H238ZM242 224V225H243ZM224 225V224H223ZM3 226V225H2ZM2 226H0L1 228H3ZM162 226V225H161ZM5 227V226H4ZM61 225L60 226H53L52 224H49L48 221L46 219L42 220L39 224H38V221L37 223L35 224H31V225H28L27 226V229H29V231H25L23 232L22 234H20V236L18 237V239L13 242L11 244V248L13 250H15L17 253L19 252L20 254H25V255H33V254H38V255H42V253H46V252H52V253H62L63 251V248H62V244H61V241L62 239H64V236L66 235H69V232H70V227L71 225L69 226V228H66V229H62L61 230ZM63 227V225H62ZM148 227V226H147ZM116 228V227H115ZM218 229V227H216ZM227 228V227H226ZM4 229V228H3ZM11 229V228H10ZM19 229V225L17 224V227H13V229L11 230H6L7 233H4V234H0V249L5 247L8 243V240H9V235L13 232H16L18 231ZM131 229V228H130ZM159 229V228H157ZM229 229V228H227ZM242 229V228H241ZM151 230V229H150ZM219 230V234L223 231L220 232V228L218 229ZM144 231V230H143ZM231 231V232H232ZM131 232V231H130ZM130 232H128V234L125 232L123 233L120 237L123 238V239H126L128 237H131L133 234H131ZM163 232V231H162ZM168 232V231H167ZM181 232V231H180ZM230 232V233H231ZM238 232V231H237ZM169 233V232H168ZM227 233V232H226ZM229 233V234H230ZM152 234V233H151ZM170 234H171V231H170ZM180 234V233H179ZM229 234H225V237ZM236 234V233H235ZM106 235V234H105ZM166 235V234H165ZM168 235V234H167ZM237 235V234H236ZM234 235V236H236ZM260 235V236H261ZM169 236V235H168ZM125 237V238H124ZM127 237V238H126ZM136 237V236H135ZM153 237V236H152ZM156 237V236H155ZM179 237V236H177ZM230 237V236H229ZM233 237V236H232ZM243 237H244V234H243ZM44 238H47L46 240ZM223 236H220L217 240H218V243H221L222 240H223ZM120 239V238H119ZM159 239V238H158ZM118 240V239H117ZM215 240V239H214ZM75 242V240H72ZM139 243L140 240H138ZM172 241V240H171ZM230 241V240H229ZM152 242V241H151ZM216 242V240H215ZM237 242V241H236ZM154 243V242H153ZM174 243V241H173ZM178 243V242H177ZM202 243H204L203 245L206 247H204L202 245ZM209 243V242H207ZM233 243V241H232ZM247 243V244H246ZM128 244V242H127ZM142 244L144 243H141V246ZM222 244V243H221ZM220 244V245H221ZM234 244V243H233ZM107 245V244H106ZM132 245H137V241H133ZM148 245V244H147ZM178 245V244H177ZM207 245V244H206ZM223 245V244H222ZM221 245V246H222ZM264 246V243L262 244ZM140 246V245H138ZM136 247L137 249L140 247ZM174 246V245H173ZM176 246V245H175ZM174 246V247H175ZM180 246V245H179ZM221 246L219 247L221 249ZM262 246V247H263ZM130 247V246H129ZM128 247V248H129ZM144 247V246H143ZM146 247V245H145ZM149 248L147 249H150L155 251L156 253L153 254L152 257H150L151 259L155 260V261H161L162 259H165L167 256L166 254H164L161 250H159L158 248L155 249L152 244H150L149 242ZM238 247V246H236ZM235 247V248H236ZM261 247V248H262ZM106 248V247H105ZM108 248V247H107ZM124 248V247H123ZM256 248H257V251H256ZM130 249V248H129ZM138 249V251H139ZM145 249V248H144ZM142 249V250H144ZM214 249V248H213ZM216 249V248H215ZM219 249V250H220ZM264 249V248H262ZM120 250V249H119ZM125 250V249H124ZM218 250V251H219ZM129 251V250H128ZM133 250H131L130 252H132ZM141 251V249H140ZM169 251V250H168ZM175 251V250H174ZM234 253H233V252ZM244 251H246V253H248V257L246 255H244ZM249 251V252H247ZM262 251V250H261ZM137 252V251H136ZM135 252V254H136ZM142 252V251H141ZM214 252V251H212ZM65 252L62 253V256L64 255ZM119 253V252H118ZM171 253V252H169ZM168 253V254H169ZM173 253V252H172ZM169 254V258L170 257H179L178 255H175L174 253L173 254ZM216 253V252H215ZM233 253V254H232ZM132 254H134L132 252ZM139 254V253H138ZM143 254V253H142ZM148 254V252H147ZM181 254V253H180ZM264 254V253H263ZM58 255V254H57ZM61 255V254H60ZM217 255V253H216ZM53 256V255H52ZM128 256V255H127ZM134 256V255H133ZM117 257V256H116ZM115 257V258H116ZM186 256V258H188ZM226 257L227 259V263L224 262V258ZM18 258V257H16ZM54 258V257H53ZM146 258L148 257H142L140 259L137 258V260H133L131 263L132 264H140L144 261H146ZM120 259V258H119ZM118 259V260H119ZM178 260V259H177ZM179 260H180V257H179ZM182 260V259H181ZM194 260V261H195ZM200 260H205V262H201ZM123 261V260H122ZM128 261V260H127ZM167 261V260H166ZM183 261V260H182ZM122 263V262H121ZM128 263V262H127ZM160 263V262H159ZM145 264V263H144ZM162 264V263H160Z\"/></svg>",
    "mask_w": 264,
    "mask_h": 264
}]
</instances>
